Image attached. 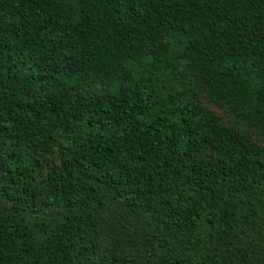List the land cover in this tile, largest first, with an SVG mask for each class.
I'll list each match as a JSON object with an SVG mask.
<instances>
[{
	"label": "trees",
	"instance_id": "trees-1",
	"mask_svg": "<svg viewBox=\"0 0 264 264\" xmlns=\"http://www.w3.org/2000/svg\"><path fill=\"white\" fill-rule=\"evenodd\" d=\"M0 264H264V0H0Z\"/></svg>",
	"mask_w": 264,
	"mask_h": 264
}]
</instances>
